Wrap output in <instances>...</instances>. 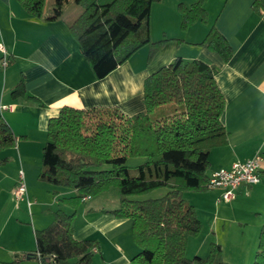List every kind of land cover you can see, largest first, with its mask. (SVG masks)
Returning a JSON list of instances; mask_svg holds the SVG:
<instances>
[{
	"label": "trees",
	"instance_id": "trees-1",
	"mask_svg": "<svg viewBox=\"0 0 264 264\" xmlns=\"http://www.w3.org/2000/svg\"><path fill=\"white\" fill-rule=\"evenodd\" d=\"M18 1L28 14L44 16L47 0ZM65 1L56 0L53 14L44 18L62 16ZM161 1L74 0L79 14L68 21L67 29L96 79L105 78L144 47L149 48V63L164 46L166 39H151L149 26L152 7ZM206 2L179 6L183 31L198 22L207 24ZM199 45L226 63L234 56L215 25ZM217 74L216 66L177 57L145 78V112L128 116L116 106L61 107L49 122L39 179L77 192L62 200L72 213L57 210L51 224L35 232L36 251L15 255L7 264L26 259L39 264H92L98 243L73 238L76 211L83 197L111 189L119 193V206L105 212L131 220L133 240L140 249L133 264H230L222 258V246L214 242L206 257L186 255L190 238L201 234L203 223L183 193L208 191L209 153L227 144L228 132L221 120L226 101ZM12 97L36 100L27 95L24 76ZM6 122L0 117V153L17 144ZM132 158L145 161L132 167L128 165ZM7 161V156H0V167ZM163 188L167 189L163 196L140 198ZM257 243L251 264H264V224Z\"/></svg>",
	"mask_w": 264,
	"mask_h": 264
},
{
	"label": "crops",
	"instance_id": "crops-1",
	"mask_svg": "<svg viewBox=\"0 0 264 264\" xmlns=\"http://www.w3.org/2000/svg\"><path fill=\"white\" fill-rule=\"evenodd\" d=\"M195 1L162 0L154 4L150 12L151 39H166L164 46L149 63V48L144 47L108 76L96 79L67 29L68 21L79 14L76 5L71 11L63 7L62 16L47 20L44 17L52 14L44 12L43 17L35 18L18 0H0V43L5 45L11 58L10 65L0 73V117L7 121L17 137L14 148L0 153L9 158L8 163L0 167V264H7L15 255L36 251L35 232L48 227L57 210L72 213V207L62 200L75 197L77 192L39 179L42 147L47 142L50 119L58 116L65 105L78 108L116 106L128 116L145 112V78L177 57L186 61L198 59L218 68L216 81L226 101L221 120L228 137L225 146L209 153V173L230 168L235 162L246 161L264 151V0H207V24L198 22L183 31L179 6L189 8ZM66 3L71 5L72 0ZM52 10L53 7L48 11ZM213 25L234 50L228 63L206 46L199 45ZM22 76L27 95L36 100L12 97ZM3 105L9 108L1 110ZM21 172L27 196L17 202L13 191ZM261 178L262 182L257 185L241 186L232 201L240 202L245 196L259 199L258 210L263 213L264 173ZM111 190L82 202L76 211L73 238L97 241L92 264H133L131 260L139 248L133 240L131 220L105 212L119 206V193ZM155 192L157 190L148 196ZM219 192L183 193L186 202L196 208L203 230L209 214L213 231L220 219L226 220L218 212ZM108 200L110 206L106 203ZM28 201L33 205L28 206ZM215 206L216 211L213 210ZM263 224L264 220L259 224L260 229ZM198 238L189 240L188 259L189 254L201 258L208 254L209 246L205 247V240ZM211 242H214L212 238L207 243ZM255 252V248L240 245L231 257L235 262H244ZM233 261L227 262L237 264ZM35 262L38 261L26 259L22 264Z\"/></svg>",
	"mask_w": 264,
	"mask_h": 264
},
{
	"label": "rangeland",
	"instance_id": "rangeland-1",
	"mask_svg": "<svg viewBox=\"0 0 264 264\" xmlns=\"http://www.w3.org/2000/svg\"><path fill=\"white\" fill-rule=\"evenodd\" d=\"M56 0H47L46 3V7H45V14L48 12L49 14H53V10L52 11H48L50 10L51 7H53V5H55ZM64 7L70 9H73L72 7L75 5L74 0H72L71 5L67 4L66 1L64 2ZM78 7V6H76ZM78 9H80L78 7ZM73 20V19H72ZM1 66V63H0ZM4 68H0V73L2 74ZM145 161L144 158H132L129 159L128 161V165L135 167L141 163H143ZM111 191H115V190H111ZM167 189H159L157 190V192H155L154 194L150 195L151 198L152 196H158L159 194H161L160 196H163L162 194H164V192L166 193ZM107 197V196H106ZM148 198V194L144 195L143 197L140 198ZM248 196H245L244 199H242L240 202H224V201H220L219 198V209L218 212L221 216L225 217L226 220L224 219H220L217 224H216V228L214 231L213 229L210 228V224L211 223V219L212 215L209 214L208 218L209 220H205V227L204 230L201 231V236L199 235L198 239H202L205 240V243L203 244L205 247L209 246V250H210V245H208L209 243H207L209 240L214 241V243H218L219 245L222 246L223 249V257L226 261L230 262L233 261V257L232 254L234 253L235 249L239 248L240 245L243 246H248L251 248H255V250L257 251L258 248V236H259V229H260V223L263 222L264 219H262L264 216V211L262 213L259 212L258 210V206H259V199H251V198H247ZM110 195L108 196V199H110ZM158 198V197H156ZM215 202V200H214ZM109 206L111 204L110 200H108L106 202ZM213 205H215L213 203ZM212 205V206H213ZM214 211H216V206L215 208H213ZM260 213H262V215H260ZM215 228V227H214ZM197 238V237H195ZM219 240V241H217ZM236 240H243V242H241V244H239L240 242L236 241ZM247 241V243H246ZM213 243V242H211ZM210 243V244H211ZM201 247H203L201 245ZM200 247V248H201ZM225 249V251H224ZM140 251V249H139ZM138 251V252H139ZM239 251V250H238ZM207 252V251H205ZM209 254V251H208ZM207 254V255H208ZM206 255V256H207ZM254 255H256V252L254 253ZM189 258H193L195 257L194 255H190L189 254ZM252 256V255H251ZM249 256V258L244 259V262L238 261L235 262L237 264H251L254 261V256ZM27 263V262H26ZM30 264V263H29ZM33 264H39V262H35ZM233 264V263H232Z\"/></svg>",
	"mask_w": 264,
	"mask_h": 264
},
{
	"label": "built area",
	"instance_id": "built-area-1",
	"mask_svg": "<svg viewBox=\"0 0 264 264\" xmlns=\"http://www.w3.org/2000/svg\"><path fill=\"white\" fill-rule=\"evenodd\" d=\"M10 54L3 45L0 43V63L3 68H7L10 65L11 58ZM8 106L3 105L1 110L8 109ZM262 173H264V151L258 152L254 157L246 161H238L231 165L230 168H221L215 170L209 174L207 179L208 190H218L219 200L226 202L232 201L237 191L241 186H254L262 182ZM23 173H19L20 179L16 187H14V198L15 201L19 202L24 200L27 196V186L24 181ZM89 199L83 197V200ZM33 203L28 201V206H32ZM97 252L96 248L93 249Z\"/></svg>",
	"mask_w": 264,
	"mask_h": 264
}]
</instances>
